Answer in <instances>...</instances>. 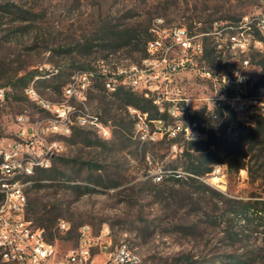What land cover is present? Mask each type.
Returning <instances> with one entry per match:
<instances>
[{
	"label": "rangeland",
	"instance_id": "1",
	"mask_svg": "<svg viewBox=\"0 0 264 264\" xmlns=\"http://www.w3.org/2000/svg\"><path fill=\"white\" fill-rule=\"evenodd\" d=\"M261 11L264 0H0V86L11 89L0 121L11 131L21 113L31 121L45 116L25 95L24 87L8 83L33 71L39 74L28 89L33 88L46 106L63 108V90L75 71L82 73L75 79L83 86V72L99 60H105L110 71L129 63L143 65V52L105 48L100 29L112 23L122 28L155 25L157 30L158 17L164 18L161 27L183 26L201 35L205 55L199 66L213 76L242 69L246 57L250 65L244 71L249 80L243 82L242 91L257 95L263 79L253 58L260 60L264 52L251 49L240 56L226 46L223 35L215 39L207 33L220 26L230 35L229 26ZM89 45L94 47L87 49ZM177 84L188 97L201 99L200 109L209 97L232 95L222 81L204 78L197 70L180 74ZM81 88V98L70 103L101 115L92 117V124H107L112 134L82 127H73L66 136L57 134L60 152L51 167L63 173L53 184L83 188H36L39 170L35 183L26 189L34 221L40 217L39 208L49 205V218L56 220L52 232L60 257L77 245L80 227L88 224L96 233L109 227L113 242H126L143 264H231V256H244L248 264H264L262 228L253 216L243 221L237 214L238 202L264 197L262 180L254 181L247 168L230 172L225 164L216 166L221 170L224 165L219 174L191 180L186 171L188 140L153 139L155 126L144 135L137 125L139 119L109 95L116 91ZM201 113L197 118L202 123L201 140H205L211 128L220 131L226 118L212 119ZM236 118L228 129L231 137L254 122L251 114ZM61 220L69 224L67 230L59 228ZM45 231L48 236L49 230ZM98 257L99 262L105 259Z\"/></svg>",
	"mask_w": 264,
	"mask_h": 264
},
{
	"label": "built area",
	"instance_id": "2",
	"mask_svg": "<svg viewBox=\"0 0 264 264\" xmlns=\"http://www.w3.org/2000/svg\"><path fill=\"white\" fill-rule=\"evenodd\" d=\"M162 20L164 18L158 17V23H162ZM242 20H248L250 30L239 37L225 35L224 27L220 29V26L207 35L215 39L223 35L226 46L240 56L246 55L251 49L264 52V42H260L264 11L245 16ZM150 33L145 65L129 63L110 71L107 62L99 60L90 67V76H83V86H75V76L81 75L75 71L63 90V108L43 107L35 91H28L27 85L24 88L25 95L43 110L45 116L31 121L27 114L21 113L17 115L15 128L11 131H6L0 121V167L14 169L27 166L28 170V166H35L36 162L53 163L54 157L60 152V142L55 139L57 134L66 136L73 131V127L93 129L97 133L100 127H107V135L112 134L109 125L92 124V117L101 115L83 111V107L70 103L75 98H81L79 87L89 88L90 91L99 81L104 83L108 93L109 88L123 87L155 100L157 109L165 118L154 119L148 113L128 107L135 113V119H141L140 131L144 135H149L150 127L155 126L153 139L160 136L169 140L183 137L188 141H200L202 123H199L197 117L201 112L203 116L212 119L218 118V110L226 109L236 115L255 113L264 117V87L252 96L242 91L243 82L249 80L244 71L250 65L246 57L242 58V69L216 77L210 70L199 66V61L205 55L200 34L192 32L188 27H183V30L167 27L165 34H157L155 25H152ZM223 46L218 45L219 48ZM191 70H197L202 77L212 81L219 79L232 95L209 97L203 101L205 107L200 109L201 99L188 97L177 84L178 76ZM10 90L7 86H0V110ZM223 168L215 172L219 174ZM26 186H5L4 177L0 179V253L13 256L14 264H143L141 256L128 254L126 242H113L109 227L104 226L96 233L88 224L80 227L77 245L60 257L57 244L48 240L45 229L27 218L28 200L23 197ZM59 228L67 230L69 224L61 220ZM100 255L105 256L101 262L98 260Z\"/></svg>",
	"mask_w": 264,
	"mask_h": 264
},
{
	"label": "trees",
	"instance_id": "3",
	"mask_svg": "<svg viewBox=\"0 0 264 264\" xmlns=\"http://www.w3.org/2000/svg\"><path fill=\"white\" fill-rule=\"evenodd\" d=\"M151 26L135 27V28H122L120 25L108 23L101 27L100 33L102 37L100 40L106 42L103 44L105 48H111L114 50H120L124 48H130L131 52H143L144 58L147 57L146 46L147 42L151 38L150 33ZM94 46L89 45L87 49H91ZM207 57V55H206ZM143 58V59H144ZM253 62L260 66L262 72V87H264V55L258 61L256 57L253 58ZM39 71H33L26 75L21 76L17 80H11L8 82L14 87H26L38 77ZM94 87L98 88L100 92H105L106 89L104 83L99 81L95 83ZM111 97L119 101L122 107L128 109V107H134L144 113H148L152 118H165L157 107L153 104L151 99L145 98L130 89L119 88L115 93L109 94ZM102 98H106V94H102ZM228 110V111H226ZM226 110H218V117H225L226 122L221 126L220 131L211 128L207 133L205 140L197 142L188 141V147L186 148V155L189 159V165L186 171L190 174L189 178L193 181H199L201 178L213 173L216 166L225 164L230 172H239L241 169H248L250 175L254 181L262 180L264 183V117L258 116L255 113H251L254 120L250 127H244L237 136H229L228 129L232 127L236 122V114ZM244 126L245 123H237ZM235 132H238V127H235ZM61 173L55 166L48 170L39 171L36 175L37 182L36 188H54L65 187L72 188L74 190H81V185H55L53 181L60 178ZM175 181H180V178L173 177ZM43 181H50V183H44ZM84 189H88L85 187ZM237 213L243 221L249 220L250 216L257 221L264 235V197L260 196L255 200L249 202H238ZM49 205L45 204L38 210L40 214L39 219L36 221L27 212V218L32 220L34 224L45 230H49L48 240L54 242L55 235L52 232L55 227L56 220L49 218ZM231 264H248L243 256H231ZM0 264L2 262L0 255Z\"/></svg>",
	"mask_w": 264,
	"mask_h": 264
},
{
	"label": "bare ground",
	"instance_id": "4",
	"mask_svg": "<svg viewBox=\"0 0 264 264\" xmlns=\"http://www.w3.org/2000/svg\"><path fill=\"white\" fill-rule=\"evenodd\" d=\"M162 23H163V20H162ZM162 23H158V26H157L158 29L155 30L157 34H165L167 31V27H161L160 26V25H162ZM174 28L176 30H183V26H180V27L175 26ZM228 28L230 29V31L232 30V33H230L229 37H239V36L243 35V32H248L250 30V23L248 22V20H241L237 25H231ZM237 30H238V32H236V33L233 32V31H237ZM260 37H261L260 42H264V28H261V30H260ZM145 61H146V59H145ZM145 61H144L143 65H145ZM133 64H136V63H133ZM83 76H90V70L84 71ZM78 80L79 79H75V86L81 85V84H79L80 81H78ZM117 89H119V88H109V91L115 92V91H117ZM28 91H35V90L33 88H30V89H28ZM35 96H36V98H38L36 92H35ZM152 101L156 104L155 100H152ZM42 103L45 107H50V106H46L44 101H42ZM131 113L133 114V116H135V113H133V112H131ZM94 123H96V122H94ZM137 125L139 127H141V119H139ZM100 128H101V132H103V134L107 135V129H106L107 127L106 128L100 127ZM50 167H51V163H49V162H36L35 166H28V170H27V166H20V167L14 168V169H8L6 167H0V179H2V177H4V185L5 186H14L15 184H27V186L23 190V197H24V200H28L27 195H26V189L28 186H31L35 183L34 177H35L37 171L46 170V169H49ZM219 170L220 169L216 167V169L213 172L219 171ZM214 180H219V179L217 177H215ZM0 216H1V209H0ZM127 251H128V254H130V255L138 256L134 253V251L128 245H127ZM1 256H2L3 261L6 262V264H14V257L13 256H6V253H1Z\"/></svg>",
	"mask_w": 264,
	"mask_h": 264
},
{
	"label": "clouds",
	"instance_id": "5",
	"mask_svg": "<svg viewBox=\"0 0 264 264\" xmlns=\"http://www.w3.org/2000/svg\"><path fill=\"white\" fill-rule=\"evenodd\" d=\"M211 102L213 103V101L211 100Z\"/></svg>",
	"mask_w": 264,
	"mask_h": 264
}]
</instances>
